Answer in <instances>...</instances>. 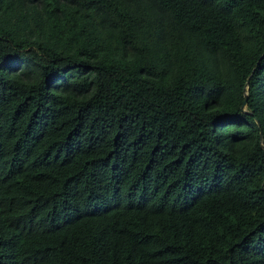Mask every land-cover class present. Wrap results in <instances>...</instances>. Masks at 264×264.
<instances>
[{
  "label": "trees",
  "instance_id": "obj_1",
  "mask_svg": "<svg viewBox=\"0 0 264 264\" xmlns=\"http://www.w3.org/2000/svg\"><path fill=\"white\" fill-rule=\"evenodd\" d=\"M263 147L264 0H0V264H264Z\"/></svg>",
  "mask_w": 264,
  "mask_h": 264
},
{
  "label": "water",
  "instance_id": "obj_2",
  "mask_svg": "<svg viewBox=\"0 0 264 264\" xmlns=\"http://www.w3.org/2000/svg\"><path fill=\"white\" fill-rule=\"evenodd\" d=\"M247 82H248V79L246 80V84H247ZM246 97H247V94L245 93L244 94V98H243V104H242V106H244V104L246 103Z\"/></svg>",
  "mask_w": 264,
  "mask_h": 264
},
{
  "label": "clouds",
  "instance_id": "obj_3",
  "mask_svg": "<svg viewBox=\"0 0 264 264\" xmlns=\"http://www.w3.org/2000/svg\"><path fill=\"white\" fill-rule=\"evenodd\" d=\"M245 106H246V103L244 104V106L241 105V107H242L243 109L245 108ZM263 149H264V147H263ZM263 183H264V182H263Z\"/></svg>",
  "mask_w": 264,
  "mask_h": 264
}]
</instances>
